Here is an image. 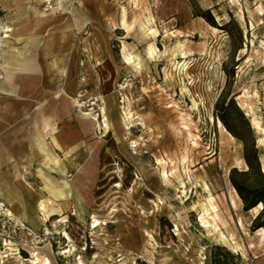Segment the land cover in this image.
Returning a JSON list of instances; mask_svg holds the SVG:
<instances>
[{
  "label": "rangeland",
  "instance_id": "374dc122",
  "mask_svg": "<svg viewBox=\"0 0 264 264\" xmlns=\"http://www.w3.org/2000/svg\"><path fill=\"white\" fill-rule=\"evenodd\" d=\"M50 36L47 58L99 124L14 178L12 137L0 144V264H211L215 245L264 264L263 208L245 210L230 179L248 170L245 142L219 118L230 106L264 171V0H0V62Z\"/></svg>",
  "mask_w": 264,
  "mask_h": 264
},
{
  "label": "crops",
  "instance_id": "0c3cea01",
  "mask_svg": "<svg viewBox=\"0 0 264 264\" xmlns=\"http://www.w3.org/2000/svg\"><path fill=\"white\" fill-rule=\"evenodd\" d=\"M14 17L26 37L32 16L22 10ZM48 39L45 49L35 39L22 42L0 62L5 73L0 83V144L8 145L5 138L12 137V178L21 163L41 162L49 144L56 153H78L94 130L95 123L74 102V91H66L64 62L55 55L47 58L59 48L54 36Z\"/></svg>",
  "mask_w": 264,
  "mask_h": 264
},
{
  "label": "trees",
  "instance_id": "16d2710c",
  "mask_svg": "<svg viewBox=\"0 0 264 264\" xmlns=\"http://www.w3.org/2000/svg\"><path fill=\"white\" fill-rule=\"evenodd\" d=\"M201 16L210 21L212 25L217 26L214 16L212 15L210 10L204 11L203 13H201ZM229 111L230 106L226 105L225 107H221L219 109V118L233 135L244 140V158L248 165V170L246 171H239L238 169L233 168L231 170L230 179L234 188L237 190L238 194L244 202V209L251 210L259 203H262L264 205V171L261 167L258 149L256 148L254 141H245V138L241 135L238 129V125L231 122ZM235 119L243 122L247 130H250V124L246 119L244 113L240 111V109L237 110V117ZM239 176H250L253 177L254 180L251 182L240 181L238 179ZM253 223L254 229H264V206ZM232 256L233 254L226 247L215 245L211 252V264H230L229 259Z\"/></svg>",
  "mask_w": 264,
  "mask_h": 264
},
{
  "label": "bare ground",
  "instance_id": "6f19581e",
  "mask_svg": "<svg viewBox=\"0 0 264 264\" xmlns=\"http://www.w3.org/2000/svg\"><path fill=\"white\" fill-rule=\"evenodd\" d=\"M49 15V14H48ZM52 15V14H51ZM42 18V17H41ZM44 18V17H43ZM46 19H47V17H46ZM84 103V102H83ZM79 105V104H78ZM79 108H80V106H79ZM92 108V107H91ZM103 110V109H102ZM91 111V110H90ZM105 111V110H104ZM126 112V111H125ZM252 112V111H251ZM91 113H92V111H91ZM90 113V114H91ZM94 113V112H93ZM88 115V114H87ZM90 117V116H89ZM92 121L95 123L94 125H98L99 124V120H98V118L96 117V116H93V118H92ZM255 121V120H254ZM255 124H256V127L258 128V129H261V127H260V125L257 123V122H254ZM253 123V124H254ZM257 129V130H258ZM261 131H264V128H262L261 129ZM263 208V204L262 203H259L257 206H256V209H262ZM8 212V211H7ZM177 226H178V224H176ZM209 225V224H208ZM263 230V232H264V229H262ZM220 236H221V238H225L224 237V235H223V233H220Z\"/></svg>",
  "mask_w": 264,
  "mask_h": 264
}]
</instances>
